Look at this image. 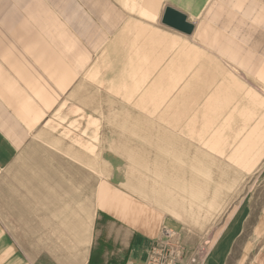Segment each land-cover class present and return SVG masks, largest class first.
Listing matches in <instances>:
<instances>
[{"label": "rangeland", "instance_id": "1", "mask_svg": "<svg viewBox=\"0 0 264 264\" xmlns=\"http://www.w3.org/2000/svg\"><path fill=\"white\" fill-rule=\"evenodd\" d=\"M162 23L93 52L0 166V224L28 253L58 247L63 212L86 225L88 241L101 238L108 218L95 194L109 178L164 211L156 242L173 251L172 264L218 247L225 264L264 256V83ZM155 83L161 91L147 94Z\"/></svg>", "mask_w": 264, "mask_h": 264}, {"label": "crops", "instance_id": "2", "mask_svg": "<svg viewBox=\"0 0 264 264\" xmlns=\"http://www.w3.org/2000/svg\"><path fill=\"white\" fill-rule=\"evenodd\" d=\"M168 7L187 16L197 43L264 83V0H0V166L70 92L93 52L162 23ZM95 206L108 218L101 238L88 241L86 225L63 212L54 234L58 247L46 255L28 253L0 224L10 240L0 233V264H144L169 225L162 209L113 179L100 180ZM223 249L180 264H225ZM256 264H264V256Z\"/></svg>", "mask_w": 264, "mask_h": 264}, {"label": "water", "instance_id": "3", "mask_svg": "<svg viewBox=\"0 0 264 264\" xmlns=\"http://www.w3.org/2000/svg\"><path fill=\"white\" fill-rule=\"evenodd\" d=\"M162 21L164 24L187 34H191L194 29V25L187 20L185 14L171 7L166 9Z\"/></svg>", "mask_w": 264, "mask_h": 264}, {"label": "built area", "instance_id": "4", "mask_svg": "<svg viewBox=\"0 0 264 264\" xmlns=\"http://www.w3.org/2000/svg\"><path fill=\"white\" fill-rule=\"evenodd\" d=\"M165 234L170 236V232L168 231ZM149 255L148 261L145 264H172L175 260L177 261V258H174L175 255L173 256V251H169L167 244L162 242H156L151 248Z\"/></svg>", "mask_w": 264, "mask_h": 264}, {"label": "bare ground", "instance_id": "5", "mask_svg": "<svg viewBox=\"0 0 264 264\" xmlns=\"http://www.w3.org/2000/svg\"><path fill=\"white\" fill-rule=\"evenodd\" d=\"M163 85L159 84V83H155L153 86H151L150 88H148L147 94H151L153 92H157V90L161 91ZM172 90V89H171ZM158 107V106H157ZM8 230V228H7ZM196 259V258H195ZM178 262V261H177ZM145 263V262H144Z\"/></svg>", "mask_w": 264, "mask_h": 264}]
</instances>
